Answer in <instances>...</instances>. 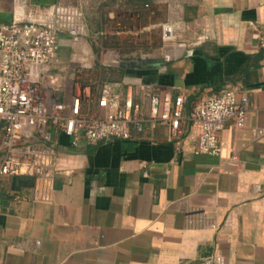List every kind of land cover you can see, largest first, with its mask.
Here are the masks:
<instances>
[{
    "label": "crops",
    "instance_id": "1",
    "mask_svg": "<svg viewBox=\"0 0 264 264\" xmlns=\"http://www.w3.org/2000/svg\"><path fill=\"white\" fill-rule=\"evenodd\" d=\"M58 1L84 11L92 36L150 27L160 7L190 29L161 53L127 49L93 67L101 80L91 87L109 83L142 128L78 147L61 134L50 204L13 198L33 177L0 178V264H264V57L254 59L264 49V0H0V20ZM59 42L51 71L68 84L76 43L67 34ZM142 86L183 95L186 115L227 86L245 91L250 107L244 125L221 131L220 155L197 153L200 127L185 120L173 137L167 123L152 124Z\"/></svg>",
    "mask_w": 264,
    "mask_h": 264
},
{
    "label": "built area",
    "instance_id": "2",
    "mask_svg": "<svg viewBox=\"0 0 264 264\" xmlns=\"http://www.w3.org/2000/svg\"><path fill=\"white\" fill-rule=\"evenodd\" d=\"M189 29L186 21L171 19L161 24V38L164 43L174 42ZM61 34L74 43L87 37L85 13L80 7L58 1L34 6L11 22L0 20V178L27 175L34 179L29 193L12 195L16 200L52 202L54 179L60 171L57 153L61 134L72 147H78L82 140L96 145L129 139L132 124L142 128L143 119L121 107L120 95L109 83L100 82L93 89L73 71V78L64 84L51 71ZM141 89L150 103L148 119L152 124L167 123L173 137L181 134L185 120L200 127L197 153L220 155L221 131L229 121L244 125L250 107L248 94L236 86L202 97L187 115L183 95L161 97L149 86ZM212 261L209 257L206 264Z\"/></svg>",
    "mask_w": 264,
    "mask_h": 264
},
{
    "label": "rangeland",
    "instance_id": "3",
    "mask_svg": "<svg viewBox=\"0 0 264 264\" xmlns=\"http://www.w3.org/2000/svg\"><path fill=\"white\" fill-rule=\"evenodd\" d=\"M127 15V13H126ZM149 20V19H148ZM166 10L160 7L158 13L153 14L149 22H155L152 26L140 29L139 31L131 30L126 34L109 35L100 34L92 36L89 31L87 37L81 42L72 44L71 55L74 61L78 63L81 72H78L79 80L84 84H95L100 81L99 72L93 67H107L108 64H115L119 59H124V52L133 51L134 56L141 53H161L171 44L164 43L161 38V24L168 21ZM146 24V21H142ZM127 30V29H126ZM137 31V35L133 34ZM131 36L138 37V42H130ZM112 39V40H111ZM130 57V56H129ZM128 58V57H127ZM87 65V66H83ZM98 69V68H97Z\"/></svg>",
    "mask_w": 264,
    "mask_h": 264
},
{
    "label": "trees",
    "instance_id": "4",
    "mask_svg": "<svg viewBox=\"0 0 264 264\" xmlns=\"http://www.w3.org/2000/svg\"><path fill=\"white\" fill-rule=\"evenodd\" d=\"M138 2V1H143V5H151V0H129V3H130V5L132 4V5H134L135 4V2ZM148 5V6H149ZM151 9H153L152 7H150V10ZM147 13L145 12V15H146ZM140 15H141V12H140ZM145 15H143V16H145ZM130 17V16H129ZM262 57H264V49L262 50V51H260V53H258V54H256L255 55V57H254V59H255V61H257L258 62V60L260 59V58H262ZM2 125H1V123H0V127H1Z\"/></svg>",
    "mask_w": 264,
    "mask_h": 264
}]
</instances>
